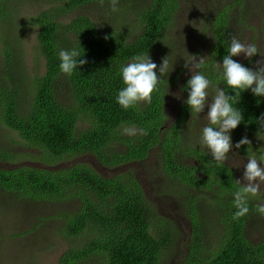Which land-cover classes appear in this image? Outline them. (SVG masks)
<instances>
[{"label":"trees","instance_id":"trees-1","mask_svg":"<svg viewBox=\"0 0 264 264\" xmlns=\"http://www.w3.org/2000/svg\"><path fill=\"white\" fill-rule=\"evenodd\" d=\"M15 1L0 2V14L4 13L0 15L4 22V36L0 38V124L16 132L28 148L38 150L40 154L36 159L47 167H0V188L35 201L63 204L79 200L81 208L77 212L63 210L60 214L61 236L76 242L61 255L60 264H84L88 260L96 264H163L165 251L176 241L177 225L157 213L132 170L105 177L87 164L54 167L65 159L88 154L110 168L141 163L147 161L155 149L158 150L159 172L169 188H179L192 224L184 264H264V217L261 216V240L252 243L246 237L250 217L258 214L259 194L249 198V214L234 221L233 193L239 187L235 171L225 163L217 164L209 150L199 145L200 141L195 145L196 136H192V140L186 137L190 142L184 139L185 124L192 115L184 103L191 76L183 77L184 100L170 125H167L166 112L168 87L183 76L181 68L169 78L161 77L159 91L153 93L150 104L141 103L125 110L117 103L118 92L125 86L121 67L134 55L149 53L151 57L162 48L172 47L168 33L177 21L180 0H119L121 4L117 8L121 13L115 12L122 18L107 22L105 29L98 28L94 20L85 16L68 24L60 21V16L87 4H98L99 0H63L62 5L25 17L18 26L19 2ZM246 1L232 0L220 11L209 10L205 15L206 29L211 30L212 38L207 44L201 43L205 48L200 52L207 50L209 58L199 71L211 81V86L219 85L228 95L235 93L222 79V68H217V63L222 64L234 36L230 16L236 6L244 8ZM2 3H8L6 9ZM104 4L110 6V0H105ZM255 6L252 0L249 9H256ZM127 7L138 15L142 28L141 34L132 40H129L125 22V15L129 13ZM247 11L240 15L242 19H247ZM115 12H107V20ZM13 27H27V31L38 27L40 53L46 61L44 74L29 78L25 69H20L22 52L19 43L12 40ZM74 48L82 55L85 53L81 58L88 63L69 76L60 71L59 51ZM244 66L253 68L252 61ZM157 75H160L158 71ZM61 77L70 95L66 104H61L57 98ZM26 78L29 83L23 85ZM237 107L244 120L232 135L237 143L247 136L251 145H244L240 150L251 156L249 148L255 147L259 137L264 136V127L259 123L264 117V97H256L249 89L241 94ZM79 122L88 128L80 129ZM126 129L136 132L132 134ZM119 144H124L125 149L117 152ZM182 157L192 158L196 164L189 165ZM14 159L12 153L0 147L1 161ZM59 213L54 218H59ZM208 239L212 242L206 245Z\"/></svg>","mask_w":264,"mask_h":264},{"label":"rangeland","instance_id":"rangeland-1","mask_svg":"<svg viewBox=\"0 0 264 264\" xmlns=\"http://www.w3.org/2000/svg\"><path fill=\"white\" fill-rule=\"evenodd\" d=\"M2 1L3 0H0V2ZM57 1L58 0H52L50 4H46L44 1V4H38L36 1L31 3L28 0H17V3L19 2L20 4H18V13H20V16L19 19H17V26L23 23L25 17L37 14L50 6L62 5L64 3L62 2L63 0H61L59 4L54 3ZM12 2L16 3L15 0H12ZM231 2L232 0H180L177 21L173 25V29L169 30L168 33L172 40V54H170L171 48H162L160 53L156 52V54L154 53V55L151 56L152 61L158 66L160 62L162 63V58L168 56L169 74L165 75V78L173 76L180 71L179 68L182 69L183 73V76L178 78L175 85H170L168 87L169 94L166 99V112L168 114L167 125H170L176 119L178 106L180 102L184 100L181 91L183 77L192 75L191 71L184 67L185 63L191 61V55L197 57V62L200 57H203L204 60L209 58L207 50L200 52L202 48H205L201 46V43L207 44L211 40L210 38H212L211 30L206 29L208 19H205V15L209 10L212 12L220 11L221 7ZM251 2L252 0H247L242 9L238 6L235 7L230 16V26L232 28V34L235 37L243 43H254L257 46L258 52L264 55V0H253V4L257 6V8L255 6L256 9H249ZM118 4L121 3L119 2ZM2 6L6 9L8 3H2ZM127 8L129 13L125 15V22L130 34L129 40H132L141 34L142 28L138 15L134 11H129V7ZM246 10H248V13L245 15L247 19H242L240 15ZM110 11L111 7L107 4L100 6L99 3H91L81 6L66 15L60 16V21L64 24H68L73 19L85 16L94 20L98 28L105 29L108 27L106 25L107 22L122 18L120 14L115 12V14L113 13L107 20L105 15ZM118 13H121L120 10H118ZM3 14L4 13H1L0 15ZM3 23L0 16V38L4 36ZM26 28L27 27H17L16 29V27H13L11 31L14 35L12 40L15 41L17 45L19 43L18 48L22 52L23 66L20 69H25L26 76L31 78L45 73L46 61L40 53L38 27H32L28 31ZM1 47L2 44L0 43V61L2 59ZM259 53L251 59L253 64L252 69H256L255 62L262 59ZM234 59L244 65L250 61L243 55L234 57ZM28 83V78L24 79L22 82L23 85H27ZM218 87L219 85H212L209 89V103H211V97L215 94V90ZM57 93L59 102H61V104H66L70 95L63 77L59 80ZM176 95H179L181 98L176 99ZM208 110L209 108L206 106L204 112L201 113L200 116H188V120L185 124V131H187L184 136L185 141L190 142L186 137L191 139L192 136H196L195 140H193V143L196 145L197 142L201 140L202 128L207 124V120L204 117H206ZM78 127L83 130L88 128V126L82 122L78 123ZM132 130L136 132L135 129ZM231 137L233 149L232 152L229 153L228 160L225 164L233 168L237 180L246 183V181L243 180V173L245 171L244 164L247 163L248 157H253L252 155H264V136L259 138L255 147L249 148L251 156L242 152L240 148H235L237 141L232 135V132ZM199 145L201 146L200 143ZM0 147L12 153L15 158L12 162L0 160L1 168L9 169L18 166L36 168L47 167L39 159H36V156L40 154L38 150L28 148L23 144L16 132L1 124ZM124 149V144H119L116 147L117 152L120 150L123 151ZM157 152V149L153 150L147 161L126 166L110 168L101 164L93 155L88 154L65 159L54 167L68 168L77 164H87L105 177L116 176L127 170H132L136 173L139 181L143 183L146 196L157 213L172 220L177 225L178 234L177 237H175L176 241L165 251L163 264H184L185 257L188 253L192 224L184 210L183 199L180 196L179 188L174 187L173 189V186L169 188L168 182L164 179V176L161 175V172H159V157ZM257 159L260 160L259 158ZM184 162L189 165L196 164L195 160L188 157L184 159ZM261 166L264 167V162L261 163ZM0 192L2 195L0 196V235H2V239L0 240V264H60L61 255L66 252L71 245L74 246L76 244L74 240L66 239L61 236L58 230V226L62 223L60 214L63 210L77 212L81 208L79 200L55 204L54 202L21 198L14 193L4 192L1 188ZM259 197V203H264V187H262ZM58 213L59 218H54V216H58ZM200 219L203 223L204 220L201 217ZM262 228L263 218L261 215H252L246 226V237L252 243H258L262 237ZM78 240L80 241V239ZM210 242H212V240L208 239L206 245H209ZM84 264H96V262L88 260Z\"/></svg>","mask_w":264,"mask_h":264},{"label":"clouds","instance_id":"clouds-1","mask_svg":"<svg viewBox=\"0 0 264 264\" xmlns=\"http://www.w3.org/2000/svg\"><path fill=\"white\" fill-rule=\"evenodd\" d=\"M104 2L105 0H99L100 6H103ZM118 3L119 0H110L113 12L118 11ZM105 39L108 37L106 36ZM226 51L227 55L223 57L222 64L217 63V68H222V79L235 94L228 95L218 87L211 97V103H209L211 81L199 71L205 63L204 58L200 57L197 62V57L191 55V61H187L184 65L192 73L187 81L186 88L189 91L188 98L184 103L189 106L192 117L200 116L206 106L209 108L206 117H204L207 124L202 128L200 144L209 150L217 164H223L228 160L229 153L233 149L231 132L238 128L244 120L242 111L237 107L241 94L250 89L256 97H264V55L258 52L257 46L254 43H243L237 37L232 36L230 46ZM258 53L262 59L255 62L256 69L246 67L233 59V57L243 55L251 61ZM84 54L82 55L81 51L75 48L70 51L60 50V71L66 75H72L74 70L88 63L86 59L81 58ZM157 71L160 73L159 76ZM167 74H169L168 56L162 58V63L158 66L152 61L149 53L134 55L131 61L120 69L125 86L118 92L117 103L125 110L134 108L141 103L150 104L153 93L159 91L161 77ZM175 98L180 99L181 97L176 95ZM259 123L261 127H264V117L260 118ZM125 131L134 134L132 129ZM244 145H251L247 136L236 143L235 148L239 149ZM262 162H264V157L260 160L248 157L243 173V180L246 183L236 180L239 187L233 193L236 208L232 216L234 221H239L249 214V198L258 196L264 187ZM256 211L264 217V203H257Z\"/></svg>","mask_w":264,"mask_h":264},{"label":"flooded vegetation","instance_id":"flooded-vegetation-1","mask_svg":"<svg viewBox=\"0 0 264 264\" xmlns=\"http://www.w3.org/2000/svg\"><path fill=\"white\" fill-rule=\"evenodd\" d=\"M137 162H133V163H130V164H136ZM129 165V164H128ZM120 166H126L125 164L124 165H120ZM134 175H135V177H136V179L139 181V179L137 178V176H136V173H134ZM140 182V181H139ZM141 183V182H140ZM141 185H142V187H143V183H141ZM143 190H145L144 189V187H143ZM145 192V191H144ZM145 195H146V192H145Z\"/></svg>","mask_w":264,"mask_h":264}]
</instances>
